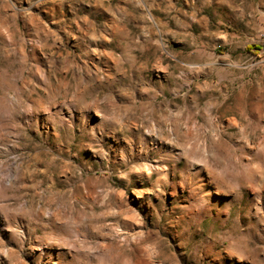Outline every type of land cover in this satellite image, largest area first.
Wrapping results in <instances>:
<instances>
[{
  "label": "rangeland",
  "instance_id": "1",
  "mask_svg": "<svg viewBox=\"0 0 264 264\" xmlns=\"http://www.w3.org/2000/svg\"><path fill=\"white\" fill-rule=\"evenodd\" d=\"M144 261L264 264V0H0V264Z\"/></svg>",
  "mask_w": 264,
  "mask_h": 264
},
{
  "label": "bare ground",
  "instance_id": "2",
  "mask_svg": "<svg viewBox=\"0 0 264 264\" xmlns=\"http://www.w3.org/2000/svg\"><path fill=\"white\" fill-rule=\"evenodd\" d=\"M141 174L145 176V175H147V171H143V172H141ZM157 174H158V176H159V178H160V177H161V173L158 172ZM53 217L57 220L56 215H53ZM129 239H130V238H129ZM133 239H134V238H133ZM119 249L121 250L122 247L120 246ZM143 254H144V253H143ZM147 263H148V262H145V261L143 262V264H147Z\"/></svg>",
  "mask_w": 264,
  "mask_h": 264
}]
</instances>
